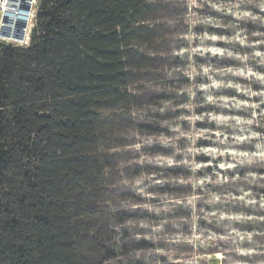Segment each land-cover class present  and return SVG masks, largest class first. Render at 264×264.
Masks as SVG:
<instances>
[{
	"label": "clouds",
	"instance_id": "1",
	"mask_svg": "<svg viewBox=\"0 0 264 264\" xmlns=\"http://www.w3.org/2000/svg\"><path fill=\"white\" fill-rule=\"evenodd\" d=\"M176 6L187 15L131 22L136 32L182 25L176 39L184 51L179 63L146 64L177 56L176 40L125 43L143 58H129L130 78L116 89L128 99L101 104L110 110L96 115L111 121L123 114L132 125L113 123L97 135L95 154L111 156L93 173L102 212L72 220L110 230L102 243L117 255L101 264H207L200 257L217 252L222 264H264V0ZM122 139L128 146L115 143ZM175 185L188 189L161 190ZM135 209L137 218L125 215ZM140 237L152 247L121 251Z\"/></svg>",
	"mask_w": 264,
	"mask_h": 264
},
{
	"label": "trees",
	"instance_id": "2",
	"mask_svg": "<svg viewBox=\"0 0 264 264\" xmlns=\"http://www.w3.org/2000/svg\"><path fill=\"white\" fill-rule=\"evenodd\" d=\"M145 15L174 13L163 0H39L29 45L0 41V264L97 259L88 252L103 244L91 233L103 228L72 217L91 215L101 199L93 173L111 157L95 154L97 135L130 123L96 113L128 99L116 91L135 57L127 40L160 38L131 27Z\"/></svg>",
	"mask_w": 264,
	"mask_h": 264
},
{
	"label": "rangeland",
	"instance_id": "3",
	"mask_svg": "<svg viewBox=\"0 0 264 264\" xmlns=\"http://www.w3.org/2000/svg\"><path fill=\"white\" fill-rule=\"evenodd\" d=\"M163 1H164V3L169 5L170 9L174 13V16L170 17V18L179 19L181 16L187 15V12L185 11L184 8L176 6V0H163ZM0 2H1V0H0ZM38 4H39V0H34V4H33L32 9H31L32 21L29 24L23 23V30L25 31V33L23 34V36H21V40L20 39L19 40H9L8 38L6 39L5 35L1 34V23H3L4 16H3V13L0 11V41L6 42V43H9L12 45H16V46H23V47L28 46L29 42H30V36H31L32 30L35 26V16L37 13ZM12 8L13 7H11L10 9H12ZM158 30L160 33L159 39H161L163 36H166L169 39L176 40V50H177L178 55L175 57H167V56L161 55L160 57L155 58V59H157V64L179 63L180 62L179 53L183 52L184 49L182 46L183 41L180 39H176V38L184 35L183 26L180 24H176L175 26H168L166 24H161V26L159 27ZM18 36L20 38V35H18ZM151 78L158 79L159 73H152ZM116 117H122V118L129 120V118H127L123 114H120ZM128 124H129L128 126H131L132 121H130V123L128 121ZM115 143L120 145V146H128V141L123 140V139L115 141ZM105 156H108V155H105ZM108 157H111V156H108ZM173 174L175 175L176 173H173ZM187 189H188V186L175 185V186L165 187L161 190L166 191V192H170V193H180V192L187 191ZM101 212H102V209L98 208L96 205L95 211L92 212V214L89 215V217L99 216L101 214ZM140 213H141L140 209H135V210H132L131 212L125 213V215H127L130 218H137L138 216H140ZM179 214L180 215H187L186 212H180ZM140 218H143V217L141 216ZM96 227L98 229L103 228V231H101V230L95 231L94 230V231H92L91 235H96L98 242L102 243L104 237L110 233V230L106 226L105 227L96 226ZM195 239L199 240L200 237L197 235L195 237ZM151 247H152V244L150 241H148L144 237H140L137 241L131 242L130 245H125L124 249L121 251H128L129 248L131 250H143V249H147V248H151ZM88 255L92 258H97L91 264H101L102 256L115 259L117 252H116V250H113L112 248L103 244L101 249L95 250L93 252H88ZM200 258L202 260L206 261L207 264H222V262L224 260L223 254L218 253V252L217 253H209L207 255L201 256Z\"/></svg>",
	"mask_w": 264,
	"mask_h": 264
},
{
	"label": "bare ground",
	"instance_id": "4",
	"mask_svg": "<svg viewBox=\"0 0 264 264\" xmlns=\"http://www.w3.org/2000/svg\"><path fill=\"white\" fill-rule=\"evenodd\" d=\"M33 4L34 0L1 1L0 11L4 16L1 30L6 33L9 40H21V36L25 33L23 23L29 24L32 21L31 9ZM11 7L13 8L10 9ZM18 35H20V38Z\"/></svg>",
	"mask_w": 264,
	"mask_h": 264
},
{
	"label": "water",
	"instance_id": "5",
	"mask_svg": "<svg viewBox=\"0 0 264 264\" xmlns=\"http://www.w3.org/2000/svg\"><path fill=\"white\" fill-rule=\"evenodd\" d=\"M1 1H2V0H1ZM0 3H1V2H0ZM1 34L5 35L6 38H8L7 35H6V33H4L2 30H1Z\"/></svg>",
	"mask_w": 264,
	"mask_h": 264
}]
</instances>
